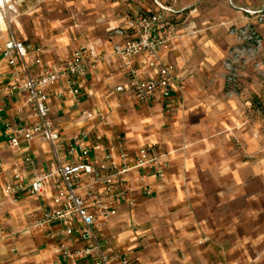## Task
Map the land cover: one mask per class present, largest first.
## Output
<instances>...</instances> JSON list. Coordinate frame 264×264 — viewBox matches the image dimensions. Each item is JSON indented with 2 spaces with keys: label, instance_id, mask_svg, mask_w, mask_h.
<instances>
[{
  "label": "crops",
  "instance_id": "crops-1",
  "mask_svg": "<svg viewBox=\"0 0 264 264\" xmlns=\"http://www.w3.org/2000/svg\"><path fill=\"white\" fill-rule=\"evenodd\" d=\"M88 1L92 5L103 0ZM159 1L177 11L178 21L184 19L176 25L171 47L160 53L175 66L182 84L177 82L166 99L132 100L114 91L127 81L124 61L107 56L83 77L77 99L52 98L50 119L68 137L86 126L82 111H101L108 123L104 132L123 139L130 159L143 146L167 163L162 178L156 167L131 170L127 197L102 225V242L126 253L134 264H264V129L250 113L253 101L264 97V81L246 71L238 89L230 91L222 78L223 63L237 44L229 27L254 22L239 8L264 11V0ZM111 6L122 11V18L106 17L116 29L136 12L155 9L152 0H114ZM263 23H255L261 36ZM216 25L226 34L214 33ZM109 34L91 44L108 53L113 43L129 35L114 30ZM3 37L39 46L43 63L50 61L47 48L36 39ZM140 60L133 58L130 67L139 66ZM29 73L36 75L38 69L30 67ZM140 76L147 77L148 71ZM9 79L0 55V160L27 177L48 169L51 152L36 139H20L16 148L8 145L6 128L33 119L25 93H4ZM51 89L59 92L62 85ZM3 181L0 176V264H64L58 245L82 243L62 235L58 222L42 229L34 225L49 208L53 183L43 195L23 190L9 197L3 193ZM49 230L53 238L48 237Z\"/></svg>",
  "mask_w": 264,
  "mask_h": 264
},
{
  "label": "built area",
  "instance_id": "built-area-1",
  "mask_svg": "<svg viewBox=\"0 0 264 264\" xmlns=\"http://www.w3.org/2000/svg\"><path fill=\"white\" fill-rule=\"evenodd\" d=\"M152 1L154 10L135 13L126 19L122 28L114 29L119 35H124V31L129 35L113 43L108 53L100 52L93 44L82 45L58 64L43 63L39 46L4 38L0 34V55L6 61L10 76L4 93H25L33 118L17 127L6 128L8 145L16 148L20 139H36L49 146L51 152L48 169L27 177L16 166L0 160V176L4 178L2 190L9 197L23 190L43 195L48 184L53 183L49 208L34 220V225L42 229L58 222L62 235L73 243H82L70 247L65 242L58 245L57 251L64 264H70L72 260H87L89 264H134L126 253L102 242V225L115 215L127 197V174L131 170L156 167V175L162 178L167 163L151 156V147L143 146L130 159L123 139L120 136L108 137L104 132L107 119L98 110L82 111L80 117L86 126L67 137L54 127L49 105L54 97L77 99L81 94L83 77L112 55L124 61L127 76L126 83L117 85L114 91L124 92L132 100L149 102L156 96L166 99L177 82L182 84L181 79L175 76V66L160 56L162 51L171 47L176 37L177 11L159 0ZM239 10L254 22L248 21L228 29L237 42L223 63L224 80L230 91H235L238 69L247 62H253L255 69L264 75V60H254L264 44L255 27V23H262L264 11ZM135 57L141 60L139 66L133 68L130 64ZM33 66L38 69L36 75L29 73ZM146 71L148 76L141 77L140 73ZM57 84L62 85L59 92L51 89ZM253 107L264 129V97H259ZM26 161L33 166L31 159ZM6 173H9V178H6ZM47 235L53 238L50 230Z\"/></svg>",
  "mask_w": 264,
  "mask_h": 264
},
{
  "label": "rangeland",
  "instance_id": "rangeland-1",
  "mask_svg": "<svg viewBox=\"0 0 264 264\" xmlns=\"http://www.w3.org/2000/svg\"><path fill=\"white\" fill-rule=\"evenodd\" d=\"M113 2L114 0H103L91 5L88 0H10L4 7H0V34L7 37L13 35L27 41L36 39V43L47 48L50 53V61L47 63L58 64L76 48L89 45L98 38H106L111 30L116 29L111 24V19L106 18L109 17L108 14L117 19L122 16L119 8L111 6ZM108 10L112 11L108 13ZM178 20L175 19L176 25L179 22L182 25L184 19L182 22ZM216 29L214 33L217 35L226 34L223 26L216 25ZM262 29L261 37L264 41V23ZM263 48V53L255 56V61L264 60ZM246 71L258 81H264V75L255 69L253 62H247L238 69L234 90L238 89L239 79ZM222 78L224 80V75ZM226 87L229 88L227 84ZM253 104L250 105V113L254 120H259Z\"/></svg>",
  "mask_w": 264,
  "mask_h": 264
},
{
  "label": "bare ground",
  "instance_id": "bare-ground-1",
  "mask_svg": "<svg viewBox=\"0 0 264 264\" xmlns=\"http://www.w3.org/2000/svg\"><path fill=\"white\" fill-rule=\"evenodd\" d=\"M10 0H0V7H4L5 4H7Z\"/></svg>",
  "mask_w": 264,
  "mask_h": 264
}]
</instances>
